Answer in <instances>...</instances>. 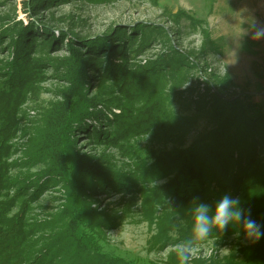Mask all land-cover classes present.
Listing matches in <instances>:
<instances>
[{"label": "rangeland", "instance_id": "374dc122", "mask_svg": "<svg viewBox=\"0 0 264 264\" xmlns=\"http://www.w3.org/2000/svg\"><path fill=\"white\" fill-rule=\"evenodd\" d=\"M23 1L0 0V32L8 30L14 23L26 26L31 22L36 27L34 33L40 37L44 34L45 23L56 38V48L51 55L60 58L68 56L66 46L72 43L89 51H103L105 46L109 47L106 36L114 29L121 26L130 36V29L139 23L161 25L169 30L172 36L166 45L171 50H197L201 45L197 27L188 28L187 37L177 40L173 36L177 28L190 24L185 20L179 25L174 22V16L184 10L205 23L203 27L211 31L219 46V52L207 59L208 74L228 75L233 83L251 95L250 105L242 99L240 102L264 112V35L258 34L264 29V0H60L51 4V8H41L39 15L32 11L31 15L25 13ZM60 38L63 43L58 42ZM7 44L8 36L5 35L0 43V65L10 58ZM159 49L156 45L138 58L133 55L130 65H143ZM37 55L38 50L34 56ZM193 66L197 67L196 64ZM63 73V70L56 71L43 65L38 79L20 99H16V94L1 82L5 78L0 76V143L1 130L9 114L16 117L15 134L8 142V154L0 156L1 163L10 164L6 177L14 183L25 181L23 185L27 187L18 198H14L18 188L7 186L0 191V204L5 205L1 214H7L11 219L21 214L25 197L34 196L32 188L37 178L45 176L51 184L27 203L24 212L27 224L40 226L46 236L59 233L67 223L62 207L68 188L65 183L47 175L53 166L52 154L60 147L47 118L53 106L63 101V91L69 87ZM199 77L198 81L204 84L205 77L200 72ZM92 84L87 87L90 97L100 96L113 115L125 111L124 117L130 116L127 117L129 122L138 125L127 139H111L106 143L93 139V130L86 126L72 135L75 150L86 155L93 165L110 176L121 178L133 174V179L137 180L132 192H112L104 187V179L92 186L94 207L107 214L110 221V226L105 229L108 243L103 245V254L126 264H178L173 245L190 234L191 216L187 211L198 192L189 186L182 193L185 198L177 202L174 183L170 185L176 173L162 166L164 164L156 158L188 149L200 135L213 128V123L200 120L189 129L187 118L192 112L186 111L182 102L170 97L165 88L151 80L136 78L135 85L124 90L107 83L104 93H99L96 80ZM226 102L233 103L231 98ZM103 120L101 117L98 123ZM104 130L108 136L112 135V128ZM259 161L264 164V154ZM255 175L256 184L244 182L235 197L240 198L245 210H251L252 218L264 230V174ZM194 186L198 187L197 184ZM213 197L207 192L200 199L213 203ZM178 213L182 222L175 220ZM160 215L164 217L166 233L158 239ZM38 236L40 234H36ZM256 249L263 256L256 264H264V237L252 242L246 239L242 226L236 225L220 235L212 234L200 246L191 264H255L252 253Z\"/></svg>", "mask_w": 264, "mask_h": 264}, {"label": "trees", "instance_id": "16d2710c", "mask_svg": "<svg viewBox=\"0 0 264 264\" xmlns=\"http://www.w3.org/2000/svg\"><path fill=\"white\" fill-rule=\"evenodd\" d=\"M59 1L25 0L21 4L28 15H31V11L39 15L41 8H51V4ZM182 20L190 24L177 28L173 33L174 38L187 37L186 30L191 26L197 27L201 36L199 49H169L166 44L172 36L170 31L150 23H139L130 29V36L118 26L106 36L109 47L105 46L103 51H89L76 47L74 43L68 44V56L61 58L51 55L56 48V38L51 27L45 23L44 34L40 37L34 33L36 27L31 22L26 26L14 23L8 30L0 32V43L5 35L8 36L6 47L10 55L0 65V76L5 78L1 82L8 85L12 94H16V99H20L30 84L38 79L43 65H49L56 71L63 70L62 76L69 82V87L63 91V101L53 106L47 118L49 128L54 130L60 143L52 154L53 166L47 175L65 183L68 188L62 207L67 223L59 233L47 236L43 229H39L40 226L27 224V214L24 212L27 203L51 184L45 176L37 178L32 188L34 196L25 197L21 214L8 218L7 214H1L5 205L0 204V264H126L103 254V245L108 243L105 229L110 226V221L107 214L94 207L92 193L95 190L92 186L104 179V187L112 192H132L137 180L133 179V174L121 178L106 174L105 170L93 165L86 155L75 150L72 135L86 126L93 130V139L106 143L111 139H127L138 125L129 122L127 117L130 116L124 117L125 111L121 115H113L100 96L90 97L87 87L93 85V80L98 82L99 93L105 92L107 83L124 90L134 86L136 78L151 80L165 88L170 97L182 102L186 111L192 112L187 118L189 129L200 120L213 123V128L200 135L188 149L155 157L164 164L162 166L176 173L170 185L174 183L177 202L185 198L182 193L190 186L200 198L210 192L214 196V204L226 192L235 197L241 184H256L255 174H264V164L259 161L264 154V112L240 102L242 99L250 105L251 95L233 83L228 75L220 77L216 73L208 74L207 59L219 52V46L213 40L211 31L203 27V21L196 20L184 10L174 16L177 25ZM58 40L63 43L62 38ZM156 45L160 49L152 59L143 65H130L133 55V58H138V55ZM36 50L37 57L34 56ZM90 72L94 73L89 75ZM199 72L205 77L203 87L198 81ZM229 98L233 103L226 102ZM101 117L105 120L98 123ZM14 118L15 114H9L1 130L0 156L8 154V142L15 134ZM105 128L113 129L111 136L107 135ZM9 167L10 164L1 163L0 157V191L7 186L18 188L14 197L18 198L27 187L23 185L25 181L14 183L6 177ZM163 221L164 217L160 218V223L158 221V239L166 233ZM235 226H229L227 231ZM36 234L40 236L36 237ZM252 256L255 264L263 258L258 249Z\"/></svg>", "mask_w": 264, "mask_h": 264}, {"label": "clouds", "instance_id": "9594fccd", "mask_svg": "<svg viewBox=\"0 0 264 264\" xmlns=\"http://www.w3.org/2000/svg\"><path fill=\"white\" fill-rule=\"evenodd\" d=\"M258 34L264 35V29ZM187 212L191 216L190 234L173 245L178 264H191L203 242L214 232L227 231L229 226H242L246 239L252 242L264 237L262 225L252 218L251 210H245L240 198L228 192L214 204L193 197ZM175 220L182 222V216L178 213Z\"/></svg>", "mask_w": 264, "mask_h": 264}, {"label": "bare ground", "instance_id": "6f19581e", "mask_svg": "<svg viewBox=\"0 0 264 264\" xmlns=\"http://www.w3.org/2000/svg\"><path fill=\"white\" fill-rule=\"evenodd\" d=\"M199 79H200V77H199ZM200 84H201L202 86H204V84H203V82H201V80H200Z\"/></svg>", "mask_w": 264, "mask_h": 264}]
</instances>
